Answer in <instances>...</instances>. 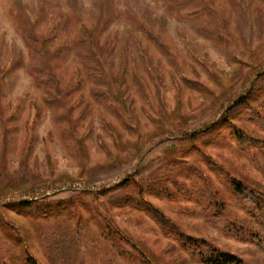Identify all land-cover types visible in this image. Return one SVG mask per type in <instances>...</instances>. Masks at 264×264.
I'll return each mask as SVG.
<instances>
[{"label":"rangeland","instance_id":"374dc122","mask_svg":"<svg viewBox=\"0 0 264 264\" xmlns=\"http://www.w3.org/2000/svg\"><path fill=\"white\" fill-rule=\"evenodd\" d=\"M28 32L45 43L58 88L34 84L43 61ZM223 118L231 126L198 139L199 152H173L191 148L183 134ZM237 130L250 149L234 142ZM211 164L243 181L264 215V0H0V264H141L100 235L98 214L158 264H202L196 254L211 250L264 264V235ZM128 178L172 193L176 182L217 205L143 199L173 223L170 236L107 203ZM71 198L90 207L54 218L16 206ZM180 236L196 240V254Z\"/></svg>","mask_w":264,"mask_h":264},{"label":"trees","instance_id":"16d2710c","mask_svg":"<svg viewBox=\"0 0 264 264\" xmlns=\"http://www.w3.org/2000/svg\"><path fill=\"white\" fill-rule=\"evenodd\" d=\"M187 11V10H186ZM28 40L31 42L33 46L37 47V55H39V60L42 59L43 65L40 62L39 67H33L32 69V79L34 84L38 88H42L44 91H48L49 89H55L57 87V82L55 81V75L51 69L48 68V51L45 43H41L39 38L34 35L33 32L27 33ZM80 42H84L83 39ZM85 56L84 58H86ZM89 58V56H88ZM90 79L97 80L96 76L92 74L89 75ZM107 93L101 90H92L91 96L94 100L105 101ZM51 100V99H50ZM245 100H241V102H235L236 105H242ZM49 103L55 104L59 103L56 101H50ZM231 126V123L227 119H221L218 122L212 124L207 130H202L193 134H183L182 139L188 143L191 147L186 152L183 149H179L178 151H173L177 155L182 156L187 154L189 151L197 150L195 152H199L200 146H196V141L202 138H212L213 133L215 132L214 138H218L217 130H219L223 126ZM232 139L236 144L243 149H250L251 140L243 135L241 130H237L232 132ZM205 144V142H203ZM176 147L170 148L174 150ZM174 154V155H176ZM176 155V156H177ZM211 171L216 174V176L221 177L224 176L222 171L215 169L212 164L210 165ZM226 182L232 190L233 195L236 197L237 202L239 203L241 210L245 212V214L251 219V222L255 224L260 232L264 235V215L260 217L263 213L262 211H258L260 207L259 198L254 194L252 190H250L243 181L228 179L224 176ZM179 186L180 192L172 193L167 189V185L162 184L161 187H156L154 183L147 185L144 181H134L133 179H126L122 183L118 184L114 190H118L116 194L110 196L107 199V203L118 205H127L133 208L136 211L143 212L147 217H149L157 226H159L167 235H172L175 229L173 223L166 219L164 215L156 208H154L151 204L145 202V198L153 195L154 197H162L169 199L176 198L175 195L181 194L188 201L192 203H198V197L203 195L204 198L208 200L214 207L217 205L215 201H210L211 197H208L205 193L198 194L196 192H191L190 190L184 191L183 185L173 182ZM154 185V186H153ZM110 190H105L104 195L110 193ZM75 198H71L64 201L59 202H51V203H42L37 201H26L17 204L16 206L22 208V210H30L34 209L35 213H38V216L46 217V215H51L54 218L59 217V215H64L67 218H71L74 215L80 217L81 216V206L85 208H89L88 203H82L81 206L78 205V202L74 203ZM144 199V200H143ZM84 208V209H85ZM71 209V210H70ZM97 212V211H96ZM36 217V216H34ZM95 217H102L103 219L97 222V227L100 232V235L108 241L111 246L115 249V251L120 256H130V254L125 249L124 245L129 246L133 252H135V259H138L141 264H158L155 259L145 251V249L133 240L129 238L127 235L120 232L116 226L106 217V215L98 214ZM92 216V219L95 218ZM183 236V235H181ZM179 239V243L182 246H186L188 249H191L192 254H196V248H193L190 242H195L196 240H192L191 238H182ZM254 243V242H253ZM257 249L264 253V243L255 242ZM203 245V244H202ZM199 257L202 264H243V262L236 256L231 254L222 253L217 250H211L208 254L204 255L202 253L196 254ZM140 257V258H138ZM26 264H37L34 259L29 258Z\"/></svg>","mask_w":264,"mask_h":264}]
</instances>
